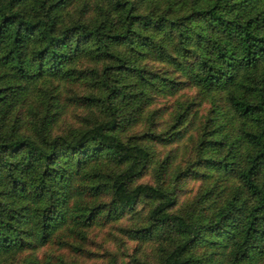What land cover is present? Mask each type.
<instances>
[{
    "label": "trees",
    "instance_id": "1",
    "mask_svg": "<svg viewBox=\"0 0 264 264\" xmlns=\"http://www.w3.org/2000/svg\"><path fill=\"white\" fill-rule=\"evenodd\" d=\"M72 1L0 0V264L14 258L17 264H63L60 258L43 261L38 247L61 237L84 238L82 227L133 207L141 195L156 198L148 209L151 224L169 225L175 235L160 264H262L264 0H188L186 7L179 0L163 10L160 0H84L75 17ZM81 53L101 62L91 72L107 121L68 133L45 131L50 108L57 106L51 94L39 126L33 123L35 133L18 134L19 112L6 125L11 106L17 97L24 100L34 78L71 75L66 65ZM149 55L174 62L183 77L147 66L141 60ZM114 73L136 76L143 89L133 91ZM184 83L222 102L225 108L211 107L210 119L219 117L218 126L232 133L226 144L227 134L218 140L224 157L208 161L235 180L208 216L201 207L192 214L168 208L174 197L168 187L132 183L148 149L105 130L121 111L117 99L121 109L128 100L145 98L146 104L151 90L172 92ZM170 130L166 139L180 134ZM103 157L115 165L107 173L87 167ZM102 195L107 200L97 201ZM149 232V225L128 229L137 239ZM205 241L220 247L223 257L197 252Z\"/></svg>",
    "mask_w": 264,
    "mask_h": 264
},
{
    "label": "rangeland",
    "instance_id": "2",
    "mask_svg": "<svg viewBox=\"0 0 264 264\" xmlns=\"http://www.w3.org/2000/svg\"><path fill=\"white\" fill-rule=\"evenodd\" d=\"M160 1L159 8L163 10L166 7L172 9L179 0L172 3V0ZM83 2H71L70 11L75 13L74 17L79 14ZM188 2L184 0L183 7ZM141 61L146 62L147 66L166 67L173 78L183 77L174 62L167 64L163 59L151 55ZM66 66L72 73L69 76L46 74L31 81L24 100L17 97L11 106L5 122L8 127L19 112L22 119L21 126L16 130L18 134L35 133L37 129L33 123L39 126L40 115L52 101L51 94L57 97V106L50 108L53 115L49 117L45 131L68 133L72 129L83 130L108 120L107 110L96 100L101 89L95 74L91 72L94 67L99 69L101 62L81 53ZM122 81L133 91L143 89V83L136 76H129L128 80L122 78ZM149 100L146 104L145 98L128 100L121 109L123 103L117 102V99L116 106L120 105L121 111L116 112L114 126L105 130L124 142L139 143L148 149L147 163L132 177V183L145 182L168 187L174 193L168 208L192 214L201 207L203 216H208L225 199L235 180L232 174H224L208 161L224 157L225 146L218 140L222 134H227V140L223 139L226 144L232 134L218 126L219 117L216 121L210 119L211 107H225L216 96L211 98V93H202L191 83H184L172 92L151 90ZM180 112L186 113L185 116L182 117ZM233 123L235 132L238 121L234 120ZM172 128L179 129L180 134L173 140L166 139ZM157 133L158 136H152ZM244 152V148L240 147V159ZM90 165H98L103 174L115 166L104 157L92 161L87 167ZM98 200L106 201L107 196L102 195ZM155 200L152 195H141L133 207L118 210L109 219L102 222L96 219L82 227L80 235L84 238L74 240L61 237L60 240L47 242L38 247V256L43 261L48 260V263L58 262L60 258L63 264H160L161 258L173 244L175 235L169 225L151 224L148 209ZM145 225L150 226L146 238L129 236L128 229ZM66 239L78 248L63 243ZM197 252L212 253L216 259L223 257L220 247L208 241L200 245ZM17 263V258H14V262L10 261V264ZM261 263L264 264V260Z\"/></svg>",
    "mask_w": 264,
    "mask_h": 264
}]
</instances>
